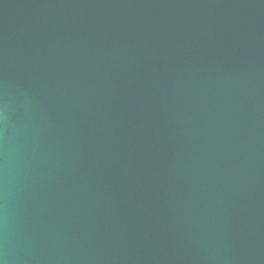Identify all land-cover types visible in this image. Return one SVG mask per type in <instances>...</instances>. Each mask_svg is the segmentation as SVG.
<instances>
[{
  "label": "water",
  "instance_id": "obj_1",
  "mask_svg": "<svg viewBox=\"0 0 264 264\" xmlns=\"http://www.w3.org/2000/svg\"><path fill=\"white\" fill-rule=\"evenodd\" d=\"M0 264H264V0H0Z\"/></svg>",
  "mask_w": 264,
  "mask_h": 264
}]
</instances>
